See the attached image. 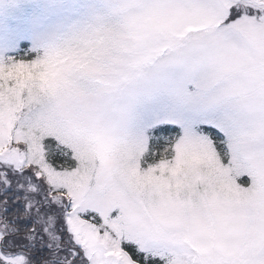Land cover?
<instances>
[{
  "label": "snow or ice",
  "instance_id": "snow-or-ice-1",
  "mask_svg": "<svg viewBox=\"0 0 264 264\" xmlns=\"http://www.w3.org/2000/svg\"><path fill=\"white\" fill-rule=\"evenodd\" d=\"M82 7L0 59V264H264V0Z\"/></svg>",
  "mask_w": 264,
  "mask_h": 264
},
{
  "label": "rangeland",
  "instance_id": "rangeland-1",
  "mask_svg": "<svg viewBox=\"0 0 264 264\" xmlns=\"http://www.w3.org/2000/svg\"><path fill=\"white\" fill-rule=\"evenodd\" d=\"M85 0H0V39L14 46L0 47V59L32 58L44 42L57 39L85 15Z\"/></svg>",
  "mask_w": 264,
  "mask_h": 264
}]
</instances>
